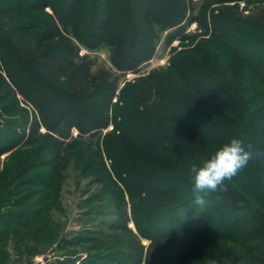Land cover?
I'll return each instance as SVG.
<instances>
[{"label": "rangeland", "instance_id": "374dc122", "mask_svg": "<svg viewBox=\"0 0 264 264\" xmlns=\"http://www.w3.org/2000/svg\"><path fill=\"white\" fill-rule=\"evenodd\" d=\"M9 1L12 0H0V4ZM186 1L189 19L160 30L152 55L135 68L123 70L114 66L106 44L98 48L79 44L78 53L87 56L92 73L104 75L107 72L115 81L116 91L111 102L124 104L126 100L120 99L121 92L129 90L127 95H130L135 86L146 84L159 74H170L181 85L204 90L217 98L244 123L249 117V109L259 106L264 100V86L239 63L240 60L237 62L233 51L239 50V55L240 52L257 49L253 39H264V22L260 25L254 22L258 13H263L264 21V0ZM47 11L50 12L48 7ZM218 15L230 22L227 29L237 26V31L232 33L233 45L237 49L233 45L228 49L215 40L213 22ZM257 50L259 54L261 51L264 53V46ZM212 65L220 67L221 77L228 82L236 77L244 80L238 94L241 93L246 100L238 97L237 93L227 92L226 95L222 87L211 84L205 75L198 77L199 66L207 69L210 77L221 78ZM2 76L9 82L0 62V93L7 87L1 84ZM12 91L16 101L12 96L0 95V130L10 139L13 132L18 133L13 143L3 140L11 143V147L0 152V264H68L71 259H74V264H83L88 251L103 254L107 248L111 250L120 245L133 251L135 243L148 254L151 264H166L163 263L164 258L180 253L185 237L197 235L194 231L202 233L205 229L217 234L220 241L232 244L228 240L229 234L247 218L243 212L226 207L228 219H221L218 216L223 208L208 201L207 211L212 212L205 211L206 205L201 208L193 202L185 206L180 212L183 215L186 211L189 219H180L179 223L188 226L182 231L165 227V231L171 230L167 238L151 241L137 236L135 239L131 232L117 227L116 220L123 219L125 206L127 226L136 232L130 217V199L128 195L124 196V201L121 199L119 188L105 170L104 164L109 161L104 156L105 151H115L117 145L109 139L106 144L99 140L98 145L96 136L89 137L95 130L80 133L76 126H71L59 135L40 122L38 131L30 136V126L38 116L37 110L13 86ZM135 104L140 107V112L127 115L123 110L116 118L118 126L114 128L111 118L106 127L100 129V138L104 132L117 131L120 127L130 130L133 146H138L136 152L118 148L134 163L127 165L128 171H132L129 179L155 182L159 184L157 187L161 185L167 189L164 194L151 199V204L167 197H170L167 200L170 204L181 203L192 195V165H198L205 159L202 151L204 147L214 145L220 129L197 111L157 100L152 91L147 101ZM258 108L255 116L264 120V106ZM167 122L177 132L174 137L176 144L164 141L160 126ZM138 159L165 168L157 170L154 166H145L139 169ZM133 165H138V168ZM230 180L244 192L252 205L258 206L264 194V183H260L254 169L245 166ZM219 222L221 226H217Z\"/></svg>", "mask_w": 264, "mask_h": 264}, {"label": "trees", "instance_id": "16d2710c", "mask_svg": "<svg viewBox=\"0 0 264 264\" xmlns=\"http://www.w3.org/2000/svg\"><path fill=\"white\" fill-rule=\"evenodd\" d=\"M187 7L186 0H12L0 4V62L9 81L6 82L2 76L1 84L7 87L0 95L12 96V100L16 101L13 86L33 103L38 119H33L30 136L38 131L40 122L59 135H63L71 126H76L80 133L95 130L89 137L96 136L95 142L98 145L99 140L104 144L107 139L113 140L117 146L115 151H105L107 153L104 156L109 160L104 164L105 170L109 179L119 188L121 199L128 195L130 217L136 232L127 226L125 206L123 219H117L115 225L131 232L135 239L137 236L151 241L167 238L171 231H165L167 226L174 230H184L188 224L181 225L179 220L189 219V214L185 211L182 215L180 211L193 202L191 195L176 205L168 203L170 197L151 204V199L164 194L167 189L161 185L157 187L159 184L155 182L142 183L137 179H129L132 171H128V166L134 163L118 148L134 149L136 152L138 146H133L130 130L120 127L117 131L104 132L100 138V129L106 127L111 118L115 123L114 128L118 126L116 118L121 116L123 110L127 115L140 112V107L135 103L147 101L151 91L157 100L167 104H181L190 111L199 112L219 127L220 135L213 146L204 147L203 158H207L219 145L233 137L251 144L255 151L246 167L254 169L260 183H264V120L255 116L258 107L264 106V100L259 106L249 109V117L243 123L237 114L222 106L217 98L204 90L181 85L170 74H159L146 84L134 85L130 95H127L129 90L121 92L120 99L126 100V103H114L111 98L116 91L115 81L110 79L107 72L104 75L92 73L87 56L78 53L79 44L88 48L106 44L114 66L123 70L135 68L152 55L160 30L189 19L186 15ZM215 19L214 38L229 49L235 44L232 33L237 31V26L230 24L233 29H227L230 22L224 16L218 15ZM262 20L263 13H258L254 22L263 24ZM253 41L257 49L264 46V39ZM234 49L237 48L234 46ZM257 49L240 52L239 55V50H234L233 54L237 56V62L240 60L239 63L264 86V53L261 51L262 55L259 54ZM212 68L218 74L222 72L218 65H212ZM197 75H205L211 84L222 87L226 95L227 92L232 95L237 93L238 97L245 99L241 93L238 94L244 83L241 77L228 82L221 74V78L214 75L210 77L208 70L199 66ZM160 128L164 141L176 144L174 137L177 132L171 129L172 124L162 123ZM4 135L0 130V152L10 148V144L18 137L16 132H13L11 139ZM138 160L141 164L139 169L145 166H154L157 170L165 168ZM134 168H138V165ZM206 200L223 208L218 216L221 219H228L226 207L243 212L247 218L237 230L229 234L228 240L232 244L220 241L221 238L208 229L202 233L193 230L197 235L185 237L180 253L164 258L163 263L207 264L209 259H216L219 264H264V194L258 206L252 205L244 192L228 179L223 187L210 193ZM207 212L212 210L208 209ZM217 226H221V223ZM134 246L133 251L122 245L111 250L107 248L103 254L88 251L83 264L153 263L136 243ZM70 254L74 255V252ZM68 264H74V259Z\"/></svg>", "mask_w": 264, "mask_h": 264}, {"label": "clouds", "instance_id": "9594fccd", "mask_svg": "<svg viewBox=\"0 0 264 264\" xmlns=\"http://www.w3.org/2000/svg\"><path fill=\"white\" fill-rule=\"evenodd\" d=\"M254 151L251 144L233 137L219 145L201 163L192 165L190 185L194 205L204 207L209 194L218 187H223L226 180L245 167ZM207 264L219 262L216 259H209Z\"/></svg>", "mask_w": 264, "mask_h": 264}]
</instances>
